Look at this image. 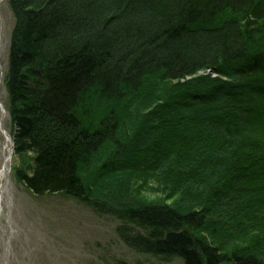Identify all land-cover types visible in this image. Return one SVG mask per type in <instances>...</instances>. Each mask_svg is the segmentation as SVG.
Wrapping results in <instances>:
<instances>
[{
	"label": "trees",
	"instance_id": "trees-1",
	"mask_svg": "<svg viewBox=\"0 0 264 264\" xmlns=\"http://www.w3.org/2000/svg\"><path fill=\"white\" fill-rule=\"evenodd\" d=\"M7 1L26 190L110 218L137 253L264 264V0ZM150 180L161 201L134 189Z\"/></svg>",
	"mask_w": 264,
	"mask_h": 264
},
{
	"label": "rangeland",
	"instance_id": "rangeland-1",
	"mask_svg": "<svg viewBox=\"0 0 264 264\" xmlns=\"http://www.w3.org/2000/svg\"><path fill=\"white\" fill-rule=\"evenodd\" d=\"M15 18L7 0H0V182L3 186L0 211V264H184L174 256L137 253L127 247L115 232L116 223L98 216L76 200L63 195L35 196L15 176L19 165L13 136L16 127L7 110L6 75L9 65L11 35ZM215 76V75H214ZM159 121L154 137H170L164 124L167 113ZM169 123V122H168ZM170 124V123H169ZM11 137L7 142L6 135ZM160 152V151H159ZM146 170H152L150 161ZM5 171V173H2ZM153 177H151L152 179ZM151 183V180H150ZM142 183L134 189L143 199L164 198L161 188Z\"/></svg>",
	"mask_w": 264,
	"mask_h": 264
},
{
	"label": "bare ground",
	"instance_id": "bare-ground-1",
	"mask_svg": "<svg viewBox=\"0 0 264 264\" xmlns=\"http://www.w3.org/2000/svg\"><path fill=\"white\" fill-rule=\"evenodd\" d=\"M0 107H3L2 104H1V100H0ZM6 140L7 142H11V137L6 133ZM2 173H5V171H2ZM3 186H2V183L0 182V211H1V208H2V198H3Z\"/></svg>",
	"mask_w": 264,
	"mask_h": 264
},
{
	"label": "water",
	"instance_id": "water-1",
	"mask_svg": "<svg viewBox=\"0 0 264 264\" xmlns=\"http://www.w3.org/2000/svg\"><path fill=\"white\" fill-rule=\"evenodd\" d=\"M193 250H194L195 252L199 253V252H198V249H197L196 246L193 248ZM199 254H200V253H199Z\"/></svg>",
	"mask_w": 264,
	"mask_h": 264
}]
</instances>
